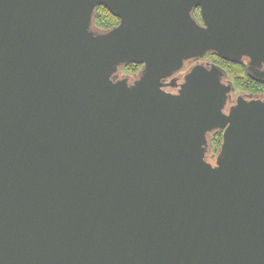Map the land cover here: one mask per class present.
<instances>
[{"label":"water","instance_id":"95a60500","mask_svg":"<svg viewBox=\"0 0 264 264\" xmlns=\"http://www.w3.org/2000/svg\"><path fill=\"white\" fill-rule=\"evenodd\" d=\"M208 52L264 82V0H0V264H264V97L177 83Z\"/></svg>","mask_w":264,"mask_h":264},{"label":"flooded vegetation","instance_id":"af4514ba","mask_svg":"<svg viewBox=\"0 0 264 264\" xmlns=\"http://www.w3.org/2000/svg\"><path fill=\"white\" fill-rule=\"evenodd\" d=\"M196 13H198V14H196ZM192 14H193V17L196 19V21L198 23L202 24V18L200 15V7L199 6L194 7ZM223 60H225L227 62V64H229V63H231V64H233V63L234 64L235 63L243 64L246 75L253 82L252 85H248V86L244 85V87H243L242 85H240L237 82V79H235L236 76L234 77L230 72H227L224 69L225 75L223 77V81L230 83L232 86V89L230 90V93H229V97L227 99L225 110H227L229 108V106L234 104L238 97H244L246 99L253 98V97H258V98L262 99V97H264V82H262V79L251 77L250 73H251V71L253 72V69H251V70L249 69L248 63H247L248 59L246 57H243L242 59H240L238 61H232V60H226V59H223ZM198 62L206 63L208 65L209 64H217V65L221 66L222 68H224L223 65H225V63H223L221 60L219 61L217 58H215V56L211 52H208V53L198 57L197 59H188L184 63V67L172 75L173 77H175L177 83H179L182 80L184 72L188 68H190L192 65H194L195 63H198ZM140 66H141V64H140ZM255 71H262V66L255 67ZM172 76L167 77L165 79V82L169 81V79L172 78ZM164 88L166 90L172 91V92H175L177 90V86H170L168 84ZM220 132L222 133V130H220ZM221 136H220L219 143L221 141ZM219 143H218V146H219ZM209 146H212V143L210 142V138H209ZM215 154H216V150L213 151V150H211V147H210L207 160L212 164L215 163Z\"/></svg>","mask_w":264,"mask_h":264},{"label":"trees","instance_id":"16d2710c","mask_svg":"<svg viewBox=\"0 0 264 264\" xmlns=\"http://www.w3.org/2000/svg\"><path fill=\"white\" fill-rule=\"evenodd\" d=\"M198 14V13H196ZM118 23V18L114 16L105 6L98 5L95 8V14H94V26L97 28H100L102 30L109 29L113 25ZM215 58H217L219 61L221 60L223 63H225L224 69L227 72H230L235 79H237V82L244 87V85H252L253 82L250 80V78L246 75L245 69L243 64L241 63H229L222 58H220L218 55L212 53ZM140 67V64L135 63H126L120 68V74H127L131 76L133 73H135ZM252 82V83H251ZM221 132L220 130H216L210 134V142L212 143L211 150L215 151L218 147V143L220 140Z\"/></svg>","mask_w":264,"mask_h":264}]
</instances>
